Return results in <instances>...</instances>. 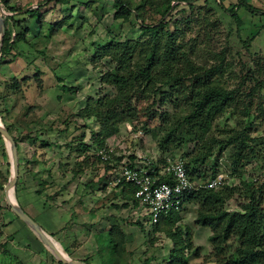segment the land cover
I'll use <instances>...</instances> for the list:
<instances>
[{
	"label": "rangeland",
	"instance_id": "374dc122",
	"mask_svg": "<svg viewBox=\"0 0 264 264\" xmlns=\"http://www.w3.org/2000/svg\"><path fill=\"white\" fill-rule=\"evenodd\" d=\"M126 1L132 10L137 11L143 26L154 27L155 32L141 31L140 21L136 20L134 13L126 20H114L112 0H15L12 7L18 12L14 14L8 13L0 4L3 20L12 16L16 20L25 18L21 16L22 9L33 5H38L41 15L38 23L25 20L31 30L26 42L15 46L5 58L9 61L13 55H29L34 59L28 63L15 59L0 68L1 125L9 130L10 126L18 127V136L30 135L28 125L31 121L37 123L48 119L43 128L38 127L39 130L45 132L53 128L55 134L64 131L69 140H73L69 141L71 144L82 140L84 145H90V140L99 131V117L103 112L116 109L118 104L128 99L135 112L130 115L120 113L121 119L125 120L115 122L113 140L109 139L106 144V149H112L113 153L104 161L109 169L105 170L103 164L89 160L88 157L92 156L98 158L96 149L91 147L86 152V161L92 163L89 168L98 170V174L104 171L103 176L108 177V182L101 178L107 183L103 182L100 187V184L96 185L97 190L112 184L120 164L129 162L128 156L152 160L179 156L186 163L204 146L211 148V154L196 165L192 176L207 180L215 172L224 175L228 185L238 188L223 205L227 212L241 211L245 207L246 198L239 186L241 181L260 187L259 206L264 214V16L238 9L237 25L219 6L229 9L238 0H195L189 8L175 0ZM245 1L253 9L264 12V0ZM167 2L171 10L161 18L159 13ZM7 29L13 31L9 22ZM16 31L21 33L22 27L14 33ZM154 42L157 43L160 62L150 70L151 80L140 81L136 78L139 75L137 71L144 64V53L150 52ZM166 45L168 50L173 51L171 62L166 60ZM123 51L130 52V57L124 63V70L119 71L117 59ZM28 65L38 68L40 74L34 76L31 71L28 72ZM114 75H123L126 79L119 90L113 84L111 77ZM196 75L201 79H197ZM61 86L74 89V93H62ZM205 86L216 87L223 92L231 91L233 99L229 107L214 119L202 144L195 147L194 144L182 145L160 153L157 141L165 129L161 114L167 113L171 122L183 118L189 113L191 101ZM86 99L87 103H94V111L99 114L97 117L77 116L83 111ZM161 99H164L162 104ZM242 132L247 136L243 137ZM230 137H236L237 141L218 152L215 143H224ZM240 143L244 145L243 158L237 163L240 167L231 173L236 147ZM250 149L253 154L248 158ZM117 157L120 160L114 163ZM98 174L95 176L97 179L100 177ZM8 177L9 172L8 175L0 172L3 185ZM87 178L89 183L94 177L87 174ZM12 194L14 198V191ZM0 205V209L5 210L4 218L0 212V264H39L40 255L27 251L20 254L15 247L8 245L12 241L9 234L15 230L4 219L12 218V214L3 196ZM24 211L33 218L26 209ZM117 213L119 218L133 224L131 209ZM195 213V205H185L175 226L158 229H138L134 226L136 230L131 229L132 240H127L128 247H132L134 252L125 257L126 263H166L172 247V240L166 233H176L181 240L179 244L186 247L181 253L183 263L215 264L208 242L211 233L193 224ZM256 230H264V220ZM262 233L264 235V231ZM101 235L104 236V232ZM18 238L32 251L30 242L24 241L21 236ZM239 243L240 239L232 236L225 243V256L231 255ZM177 255H180L179 252ZM46 258L51 260V264H56L53 257V260ZM85 261L100 264L94 256Z\"/></svg>",
	"mask_w": 264,
	"mask_h": 264
},
{
	"label": "trees",
	"instance_id": "16d2710c",
	"mask_svg": "<svg viewBox=\"0 0 264 264\" xmlns=\"http://www.w3.org/2000/svg\"><path fill=\"white\" fill-rule=\"evenodd\" d=\"M175 1L182 2L186 4L187 8H189L192 6V3L195 0ZM0 3L7 10L8 13L18 12V9L14 7H7L6 1L0 0ZM112 3L115 9V12L112 15V18L114 20H126L131 13H134V17L136 18V20L140 21L137 11L135 9L132 10L126 0H112ZM219 8L224 12L228 13L232 21L237 25H239V19L236 15V10L238 9H243L252 15L255 14L264 16V12L253 9L246 3L245 0H238L237 3L229 9H224L222 6H219ZM169 10H171V7L169 6V2H167L163 6L162 11H160L159 13L161 18L164 17ZM21 15L25 16V18L16 20L12 16L3 20L4 35L0 47V65L6 63L5 58L11 53L15 46L20 43L26 42V38L31 30L23 26L25 20H35L36 23H38L41 18L38 7L35 9H27ZM7 22H9L11 28L10 30H13L12 32L7 29ZM160 25L161 24H159L158 26ZM139 26L141 31L155 32L154 27L149 28L147 26H143L141 21ZM20 27H22V32L18 33V31H16L14 33V30L19 29ZM157 51V43L154 42L151 45L150 52L148 54L144 53V64L137 71L139 75L136 78H139L138 80H151L150 70L154 66L159 64V59L161 58L158 56ZM164 53L166 56V60H170L169 62H171V60L173 59V51L168 50L167 45L165 46ZM129 57L130 52L123 51L118 54L117 69L119 71L124 70V63L129 60ZM34 76H38V74L36 73ZM202 77L204 78V75H202ZM111 78L113 84L117 87L118 90L121 89L126 83V79L123 75H114ZM196 78L201 79V77L198 75H196ZM205 85L208 84L205 83ZM60 91L64 94L74 93V89L66 86H61ZM231 95V91L223 92L216 87L205 86V88L203 87L200 90V94L196 95V99L191 101L189 113L183 118L171 122L168 120L167 113L163 112L161 114V117L163 119V128L165 129L162 131L163 134L161 138L157 141L158 151L160 153H166L168 150L177 149L182 145L194 144L195 147L198 144H202L203 138L210 129L214 119L221 115L232 102L233 98ZM87 102L88 101L86 99L85 106L82 109L83 111H80L77 116L81 117V115L83 114L87 117L88 115L97 117L99 114L97 113V111H94V103H91V101H89V103ZM163 102L164 99H161L160 103L162 104ZM133 112H135V110L132 109L128 99L118 104L116 109L106 110L103 112V114L99 117V131L96 134V137H92V140H90V145H84L81 140L78 141L77 146L79 148V152L84 153L86 165L90 167L92 164L91 161H86L89 158V160L93 159L94 162L97 164H103L105 170L109 169V167H107L104 162L98 160V158H95L93 156L87 158V155L85 153L91 147H93L94 149L105 148L107 140L114 136L116 132L115 122H121L122 120H125L121 119L120 113L130 115ZM6 131L10 135L9 129L6 128ZM242 136L244 137L247 135L242 132ZM12 139L14 143H16V140L13 137ZM236 141V137H230L224 143L216 142L215 145L217 147V151H223V149H225L228 145H231ZM243 146V143H240L236 147V154L234 155L235 159L233 161L231 173H235V168L240 167V165L237 166V163L243 158L241 156L243 152ZM200 148L202 151H200L194 157L189 158L186 163L184 162L185 169L187 173L191 176L194 174V172H196V165H199L204 158L210 156L211 154V148H206L204 146H201ZM249 152L250 153H248L247 156L248 158L252 156L251 153L253 154L252 149H250ZM187 157L188 156H186V158ZM127 158L129 161V166L131 168L141 166L138 163L137 159H134L131 156H128ZM119 160L120 157L114 158V163L119 162ZM6 173L8 175V172ZM214 174L215 172H213L211 177ZM2 186L3 183L1 182V189ZM239 186L242 187L244 191L243 193L246 198L245 207L242 208L241 211L227 212L223 209L225 201L230 199L237 192L238 189L237 187H232L228 184L221 186V188L217 190H206L200 188L187 195L184 201V206L195 205L196 213L193 224L195 226L208 229L211 233L208 242L212 247L211 254L213 256V263L264 264V235L262 233L264 230H262V232H257L256 230L257 225L264 220V214L259 206L261 199L259 195L260 187H254L252 183L244 181H241L239 183ZM115 189H118L120 191V193L122 194V198L125 200L124 206L127 207L128 204L131 203L130 196L133 191V188L128 184L120 183L115 186ZM15 191L16 190L14 187V192ZM35 193L38 195L40 192L36 190ZM179 220L180 213H170L169 215L158 221L155 225L151 226V228L158 229V227L162 228L164 226L172 227L175 226V224L179 222ZM134 225L140 227L138 222H135ZM166 235H168V238L172 240V247L170 249L169 260L164 264H185L182 262L181 253L183 250L186 249V247H182L179 244L181 240L180 238H178V234L173 233V235H169L166 233ZM232 236H237L240 239V243L231 255L225 256V243ZM123 243V235L120 233L118 228L111 227L110 230L106 233L105 242H103L102 249L99 251L100 264H127L124 259L125 257H130L131 255L126 254L123 251ZM178 252L180 255H177ZM51 259L53 260L52 257ZM55 263L60 264L57 261H55ZM84 263L88 264L85 261Z\"/></svg>",
	"mask_w": 264,
	"mask_h": 264
},
{
	"label": "crops",
	"instance_id": "0c3cea01",
	"mask_svg": "<svg viewBox=\"0 0 264 264\" xmlns=\"http://www.w3.org/2000/svg\"><path fill=\"white\" fill-rule=\"evenodd\" d=\"M3 1H6L7 7H12L15 4V0ZM30 7L35 9L38 5ZM25 10L27 8L22 9V13ZM23 26L27 27L26 22ZM10 58L9 61L5 59L6 63L0 68L7 66L15 59L28 63L34 59V56L13 55ZM30 66L32 65H28L26 68V70L29 69L28 72L40 74L38 68ZM11 79L14 80L15 78L12 76ZM47 122L48 119L37 123L31 121V124L28 125L31 128L30 135L21 134L18 136L20 134L18 127L10 126V135L16 140L17 157L14 201L24 213H26L24 209L30 213L33 217L31 219L70 260L84 262L89 257L94 256L96 261L100 262L99 251L102 249L106 233L111 227L118 228L123 235V251L132 255L134 250L132 247H128L127 240L129 242L132 240L133 232L131 229H135L133 224L138 221H132L133 224L131 225L128 223L129 221L119 218L117 213L126 211V209L130 210L129 204L127 207L124 206L125 200L113 184H107L106 188L102 187L103 189L97 190L96 185L100 184V187L103 182H105L104 184L108 182L107 175L103 176L105 172L101 170L100 175L98 170H91L85 163L84 153L79 152L78 141L71 144L70 142L73 140L70 141L67 137L68 134H65L64 131L55 134L53 128L47 129L45 132L39 130L38 127L43 128ZM109 139L113 140V136ZM134 156H136L135 153ZM19 166L21 167L19 168ZM0 172L1 174L9 172V157L2 138L0 139ZM87 174H92L94 177L89 183H87L90 180L87 178ZM97 174L100 179L95 177ZM102 177L107 182L102 181ZM36 190L40 192L38 195L35 193ZM0 212L4 218L5 210L0 209ZM9 212L11 213V211ZM4 222L13 226L15 230L10 234L8 233L12 237V241L8 242L10 248L15 247L20 254H26L27 251L34 253V255H40L42 260L41 258L38 259L39 264H51V260L46 258H50L51 255L44 251L46 249L38 242L32 232L25 225V227L21 225V222L13 214L12 218L4 219ZM139 225L140 227L136 226L138 229L148 228L140 223ZM103 232L105 238L101 235ZM19 236L24 241L31 243L32 251L27 245H22L18 241L20 240ZM33 241L37 242L38 245H34Z\"/></svg>",
	"mask_w": 264,
	"mask_h": 264
},
{
	"label": "built area",
	"instance_id": "2783aa9c",
	"mask_svg": "<svg viewBox=\"0 0 264 264\" xmlns=\"http://www.w3.org/2000/svg\"><path fill=\"white\" fill-rule=\"evenodd\" d=\"M112 154V149L106 147L96 152L102 162ZM137 160L140 167L131 168L129 162H122L111 181L114 186L125 183L133 188L129 204L134 215L132 221H138L144 227L151 228L170 213H180L190 193L200 188L217 190L227 184L222 174H214L207 180L189 175L184 159L179 156L159 160L137 157ZM1 195L0 180V198Z\"/></svg>",
	"mask_w": 264,
	"mask_h": 264
},
{
	"label": "water",
	"instance_id": "95a60500",
	"mask_svg": "<svg viewBox=\"0 0 264 264\" xmlns=\"http://www.w3.org/2000/svg\"><path fill=\"white\" fill-rule=\"evenodd\" d=\"M3 12L0 9V47L2 43V37L4 33V25L2 19ZM0 137L5 143L8 157H9V177L2 186V196L5 204L10 209L11 213L24 224L36 237L38 242L49 252V254L60 264H85L82 261H73L68 259L65 255H62L58 251L55 243L48 237L40 227L26 214L22 209L16 204L13 198V202L8 199V193L13 192L14 185L17 180V157H16V147L12 137L8 134L6 129L1 125L0 122ZM13 195V194H12Z\"/></svg>",
	"mask_w": 264,
	"mask_h": 264
},
{
	"label": "bare ground",
	"instance_id": "6f19581e",
	"mask_svg": "<svg viewBox=\"0 0 264 264\" xmlns=\"http://www.w3.org/2000/svg\"><path fill=\"white\" fill-rule=\"evenodd\" d=\"M8 199H9L10 202H13V196H12V193H11V192L8 193ZM55 245H56V244H55ZM56 246H57V245H56ZM57 249H58V251H60V253H61L62 255H64V254L62 253V251L59 250L58 247H57Z\"/></svg>",
	"mask_w": 264,
	"mask_h": 264
}]
</instances>
